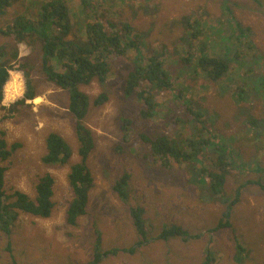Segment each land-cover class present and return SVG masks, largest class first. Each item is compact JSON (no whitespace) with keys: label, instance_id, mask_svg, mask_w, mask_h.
Instances as JSON below:
<instances>
[{"label":"rangeland","instance_id":"rangeland-1","mask_svg":"<svg viewBox=\"0 0 264 264\" xmlns=\"http://www.w3.org/2000/svg\"><path fill=\"white\" fill-rule=\"evenodd\" d=\"M23 1L12 2V8L8 11L12 13L11 17L25 13ZM237 1H248L250 7H254L252 0ZM261 1L263 5L257 4V10L236 8L235 13L241 23L251 27L254 41L264 50V0ZM149 3L151 8L146 13H133L122 2L114 4L106 13H112L110 16L113 19L109 17L111 20H131L140 33H145L152 27L149 33L151 38L168 43L169 46V42L175 37L182 36L180 32L184 31V26L180 20L183 15L199 16V21L192 23L191 30L200 24L215 23L216 17L223 19L219 0H151ZM3 39L0 36V43ZM197 41L200 40H192L191 43L195 44ZM180 45L176 46L180 49L175 47L180 53L178 57L185 53V47ZM171 46L174 47L172 43ZM171 46L167 48L169 51L174 49ZM17 48L22 58L33 55L25 43H18ZM169 58L176 59V56L171 55ZM115 60L118 61L115 63V71L113 75H108L105 84L101 86L94 81L90 85L79 86L91 98L105 91L108 99L99 106L90 101L88 108L93 112L89 111L85 116L86 120L84 119L92 129L96 143L86 161L95 187L90 192L87 213L79 217L75 224L68 223L66 218V210L72 198L67 174L70 165L78 162L80 157L77 153L79 143L75 120L67 107V93L47 79L38 67L29 73L34 96L23 101L25 78L21 71H9L0 102V138L6 140L7 146L18 141L22 145L6 160H0V165L6 168L4 188L8 193L19 190L35 197L40 177L49 172L54 177L51 197L54 205L46 217L22 212L18 215L9 239L10 251L5 248L8 240L0 231V264H11L13 258L17 260L16 264H92L97 237L103 250L119 248L116 254L104 256L97 264H202L205 249L210 246L216 255L214 264H264V189L251 182L260 175H238L236 171H230L224 188L227 194L235 195L240 191V196L231 209L229 220L232 227H218V220L225 211V203L203 198L200 188L188 180L189 171L183 163L172 161V166L166 168L153 158L144 157V150L149 145L141 140V133L148 136L155 133L172 134L174 128L165 124L161 115L148 120L139 117L141 105L131 94H126L122 86L129 61L124 56ZM33 61L37 63L35 59ZM175 66L173 72L181 67L179 63ZM12 72L17 74L18 93L12 98H6V84L12 79ZM257 72V69L251 72L252 80L248 84L249 89L257 94L255 97H250L246 91L245 94L236 92L237 88L247 87L246 76L233 84L234 91L232 88H222L220 80L217 86L209 83L204 88L205 79L199 77V80H194L199 91H195L191 99L208 109H215L218 115L214 116V121L209 126L227 135L234 134L237 141H241L239 148L242 155L253 156L263 163V167L262 139L254 140L255 144L251 143L250 139L259 134L247 131L245 126L248 125L247 114L251 111L254 114H264V106L260 101H264L261 99L262 90L255 81ZM181 82L191 83L192 80L182 74L180 82H176L174 86L179 87ZM213 91L217 92L216 96L212 94ZM163 95L164 92L158 97ZM241 95L245 98L239 102ZM204 96L208 99L201 98ZM213 104L215 108L212 107ZM123 118L128 120L131 128L128 136H125L122 129L125 123ZM50 132L60 134L70 147L71 155L66 163L47 165L43 162L42 157L46 153L45 138ZM123 171L131 174V204L137 202V205L144 206L145 215L153 227L151 240L132 253L122 251L138 238L127 217L128 205L117 198L111 189V181L107 180L110 174L118 176ZM260 173L264 182V173ZM172 222L190 233L199 234L188 240L157 237L162 224ZM234 235L248 253L242 262H236L233 258Z\"/></svg>","mask_w":264,"mask_h":264},{"label":"trees","instance_id":"trees-1","mask_svg":"<svg viewBox=\"0 0 264 264\" xmlns=\"http://www.w3.org/2000/svg\"><path fill=\"white\" fill-rule=\"evenodd\" d=\"M13 1L15 0H0V36L4 38L0 43V102L3 85L8 80L10 70L21 71L25 78L23 101L34 96L29 73L38 67L47 79L66 91L67 107L75 120L79 143L77 153L80 157L78 162L70 165L67 174L72 190V198L66 210L67 222L75 224L79 217L87 213L90 192L95 187L86 161L96 143L92 129L85 122V116L89 111L93 112L88 108L90 101L99 106L108 99L105 91L91 98L79 86H87L94 81L102 86L108 75H113L115 71V63H118L115 58L124 56L129 61V67L122 79V86L124 92L131 94L141 105L139 117L148 120L161 115L165 124L174 128L172 134L155 133L148 136L141 133V140L149 145L144 150V157L153 158L166 168L172 166V161L183 163L189 171L188 180L200 188L203 198L225 203V211L218 220V227L231 228V209L239 200L240 191L235 195L226 193L224 184L227 176L231 170L238 175L257 173L260 176L251 182L264 189L260 173H264V166L261 167L263 163L253 156L242 155L239 148L241 141L238 142L234 134L227 135L209 126L218 113L191 97L195 91H199L195 82L199 77L205 79L204 88L209 83L217 86L220 80L222 88H232L234 91L233 84L244 76L248 78L245 82L247 87L237 88L236 92L245 94L246 91L250 97H255L257 94L249 89L248 84L252 80L251 72L257 69L255 74L258 77L255 81L259 83L261 99H264V50L254 41L251 27L241 23L235 13L236 8L257 10V4L263 5V2L252 0L254 7H250L248 1L219 0L223 19L216 17L215 23L200 24L193 30L192 23L198 22L199 16L183 15L180 23L184 26V31L180 32L181 37H175L169 42L170 46L171 43L174 45L171 46L174 49L169 51L168 43L151 38L149 33L152 27L145 33H140L131 20H111L112 13H106L114 4L121 2L132 9L133 13H146L151 8V0H24L25 13L11 17L12 13L8 11L12 8ZM113 12L115 13L114 10ZM198 39L200 41L195 44L191 43ZM18 43H25L33 55L20 57ZM180 44L185 47V53L178 57L180 53L175 47ZM171 55L176 56V59H170ZM34 59L37 63H34ZM176 63L181 67L173 72ZM182 74L192 82H181L179 87L174 86L176 82H180ZM163 92L165 95L159 98L158 95ZM212 94L216 96L217 92L213 91ZM239 97V102L245 98L244 95ZM201 98L208 99L207 96ZM260 101L264 106V101ZM212 107L215 108L214 104ZM123 120L125 123L122 129L125 136H128L131 128L128 120ZM246 123L247 131L259 134L250 139L251 143L255 144L254 140L261 138L260 143L264 144V114H254L251 111L247 114ZM21 145L18 141L7 146L6 140L0 138V160H6ZM45 147L46 153L42 157L45 164L60 165L69 160L71 149L60 134L50 132L45 138ZM5 171L6 168L0 165V231L8 240L5 248L10 251L9 239L13 223L21 212L38 217L50 214L54 205L51 199L54 177L49 172L41 176L36 185L35 197H30L19 190L11 193L5 190ZM129 174L127 171L116 175L117 177L110 174L107 180L111 181V189L117 198L128 205L127 217L138 238L122 251L132 253L151 240L153 227L145 215L144 206L137 205V202L131 204L133 200L130 197L132 187ZM98 233L101 234V231ZM186 233L190 234L175 222L164 223L157 237L167 239ZM96 239L92 264H97L104 256L116 254L119 249L114 247L103 250L99 237ZM204 254L202 264H214L216 255L211 246L205 249ZM247 255L246 248L234 235V260L242 262ZM16 263L17 260L13 258L11 264Z\"/></svg>","mask_w":264,"mask_h":264},{"label":"bare ground","instance_id":"bare-ground-1","mask_svg":"<svg viewBox=\"0 0 264 264\" xmlns=\"http://www.w3.org/2000/svg\"><path fill=\"white\" fill-rule=\"evenodd\" d=\"M16 73H11L12 79L6 84V98H12L18 93V83L16 80ZM264 249V248H263ZM142 264V263H141Z\"/></svg>","mask_w":264,"mask_h":264},{"label":"clouds","instance_id":"clouds-1","mask_svg":"<svg viewBox=\"0 0 264 264\" xmlns=\"http://www.w3.org/2000/svg\"><path fill=\"white\" fill-rule=\"evenodd\" d=\"M199 233H190V234H185V235H174V236H172V237H179V238H182V239H184V240H188V239H190V238H192V237H195V236H197ZM169 238H171V237H169ZM169 238H167V239H169ZM162 239H164L163 237H162ZM205 255V254H204ZM204 259V258H203Z\"/></svg>","mask_w":264,"mask_h":264}]
</instances>
